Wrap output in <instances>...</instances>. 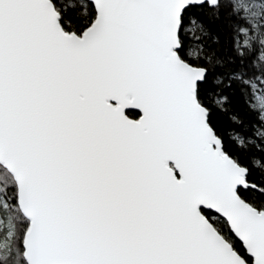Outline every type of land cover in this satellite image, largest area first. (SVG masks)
I'll list each match as a JSON object with an SVG mask.
<instances>
[{
  "label": "snow or ice",
  "instance_id": "snow-or-ice-1",
  "mask_svg": "<svg viewBox=\"0 0 264 264\" xmlns=\"http://www.w3.org/2000/svg\"><path fill=\"white\" fill-rule=\"evenodd\" d=\"M0 264H264V0H0Z\"/></svg>",
  "mask_w": 264,
  "mask_h": 264
}]
</instances>
